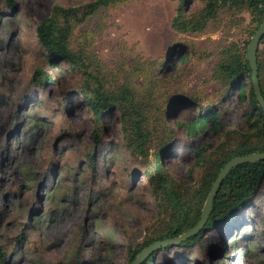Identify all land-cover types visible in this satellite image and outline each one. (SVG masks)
<instances>
[{"label":"rangeland","instance_id":"374dc122","mask_svg":"<svg viewBox=\"0 0 264 264\" xmlns=\"http://www.w3.org/2000/svg\"><path fill=\"white\" fill-rule=\"evenodd\" d=\"M91 1L0 0V247L7 257L0 264H129L127 247L142 241L156 219L148 180L123 145L117 117H103L101 140L94 142L97 125L78 92L83 73L51 62L36 38L54 5ZM204 2L187 0L186 11ZM176 8L170 0H118L74 28L72 47L100 64L101 78L111 84L139 86L160 61L156 92L163 105L179 90L200 99L201 111L217 105L219 126L212 122L197 136L176 122L189 121L199 106H164L176 138L163 162L178 182L194 188L200 157L228 130L247 127L249 108L234 92L222 98L213 69L221 46L243 48L254 26L243 11L200 34H181L170 26ZM179 40L193 53L185 62L172 50ZM37 69L52 80L35 85ZM88 151L96 154L91 165ZM204 226L194 246L152 251V264H264V174L240 214L227 225Z\"/></svg>","mask_w":264,"mask_h":264},{"label":"trees","instance_id":"16d2710c","mask_svg":"<svg viewBox=\"0 0 264 264\" xmlns=\"http://www.w3.org/2000/svg\"><path fill=\"white\" fill-rule=\"evenodd\" d=\"M117 1L92 0L73 7L54 5L51 14L37 25L36 38L51 62L67 63L70 70L76 71L78 68L83 73L78 92L81 102L89 109L97 125L92 133L94 142L101 140L103 117L116 116L123 145L128 153L139 160L140 168L148 180L157 215L145 238L127 247L128 262L131 264L136 255L149 244L177 238L194 227L200 218V202L206 198L213 181L229 159L264 153V111L257 101L251 69L245 57L250 39L245 41L243 48L235 44L221 46L213 77L224 90L222 98H227L234 92L237 100L249 108L245 117L247 127L243 131L225 132L210 155L206 158L200 157L203 171L199 184L194 188L182 185L163 162V154L173 146L176 138L174 128L168 123L169 114L164 110V106H174L178 109L187 105L199 106L196 116L189 121L176 122L177 127L184 129L191 136H197L210 128L212 122L213 128L219 126L217 105H204L205 108L201 111L200 107L203 105L200 99L180 90L170 93L165 99V105L160 103L156 92L159 86L157 73L161 71L160 61H157V67L145 76L139 86H133L128 81L111 84L101 78L104 72L100 70V64H94L93 59H87L82 50L72 47L73 31L78 24ZM170 1L177 2L176 14L171 19L170 26L181 34H200L211 22L219 21L222 16L235 18L246 11L254 26L250 34L252 37L264 19V0H205L204 5L195 12L186 11L187 0ZM172 50L180 54V62H185L193 54L188 44L180 40L173 44ZM256 60L259 86L264 98V35L257 47ZM170 63H173L171 58ZM33 80L35 85L41 86L52 78L47 72L37 69ZM243 80L247 82L244 83ZM95 156L94 151H88L86 162L93 164ZM263 174L264 159L232 167L215 195L204 228L227 225L240 214L241 210L250 204ZM200 240L201 231L174 245L194 246ZM169 247L168 245L165 248ZM6 258L0 247V263ZM141 264H152V257L148 256Z\"/></svg>","mask_w":264,"mask_h":264},{"label":"water","instance_id":"95a60500","mask_svg":"<svg viewBox=\"0 0 264 264\" xmlns=\"http://www.w3.org/2000/svg\"><path fill=\"white\" fill-rule=\"evenodd\" d=\"M263 35H264V19L261 22V24L259 25V27L257 28V30L254 32L252 37L250 38L249 43L247 44L245 57L249 63L250 69H251L253 87H254V91H255L257 101L259 102L261 108L264 111V98H263V95L261 93V89L259 86L258 66H257V60H256L257 47H258V44H259L261 38L263 37ZM260 159H264V153L246 154V155L236 156V157L229 159L225 163L223 168L220 170V172L218 173L215 180L213 181V183L209 189V192L206 196L204 205L202 207L200 218H199L198 222L194 225V227L192 229L188 230L187 232H185L184 234H182L181 236L177 237V238H170V239H166V240H162V241H155V242L149 244L146 248H144L140 253H138L136 255V257L133 259L131 264H141L149 256V254L152 251L159 249V248H162L164 246H168V245L171 246V245H174L176 243H179L182 240H184L186 237L191 236V235H195L197 232H199L200 229L202 228V226L204 225V223L206 222V220H207V218L211 212L212 204H213V200L215 198V195H216L223 179L225 178V176L229 172V170L238 164L247 163V162L251 163V162H254V161H257Z\"/></svg>","mask_w":264,"mask_h":264}]
</instances>
